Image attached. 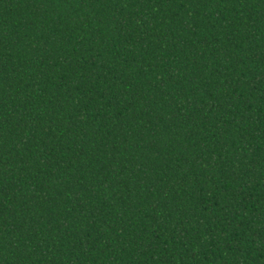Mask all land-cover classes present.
<instances>
[{
    "label": "trees",
    "instance_id": "obj_1",
    "mask_svg": "<svg viewBox=\"0 0 264 264\" xmlns=\"http://www.w3.org/2000/svg\"><path fill=\"white\" fill-rule=\"evenodd\" d=\"M0 264H264V0H0Z\"/></svg>",
    "mask_w": 264,
    "mask_h": 264
}]
</instances>
